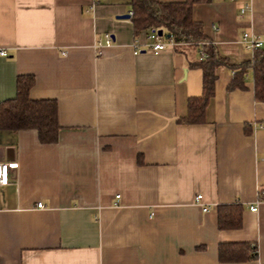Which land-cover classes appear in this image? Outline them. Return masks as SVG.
<instances>
[{
  "label": "crops",
  "instance_id": "obj_1",
  "mask_svg": "<svg viewBox=\"0 0 264 264\" xmlns=\"http://www.w3.org/2000/svg\"><path fill=\"white\" fill-rule=\"evenodd\" d=\"M131 11L130 0H0V101L32 74L30 97L56 99L61 127L45 144L32 128L0 130V160L18 163L0 186V264H264V101L251 69L244 89L228 88L232 66L254 57L243 32L264 37V0L194 3L227 63L189 123L201 45L152 52L149 29L121 16ZM105 33L113 42L98 47ZM234 203L243 225L220 229L218 206ZM223 242L258 257L221 262Z\"/></svg>",
  "mask_w": 264,
  "mask_h": 264
},
{
  "label": "trees",
  "instance_id": "obj_2",
  "mask_svg": "<svg viewBox=\"0 0 264 264\" xmlns=\"http://www.w3.org/2000/svg\"><path fill=\"white\" fill-rule=\"evenodd\" d=\"M198 1L130 0L133 11L131 20L136 34L154 25L172 35L177 46L186 43L201 45V50L206 53V57L192 63L203 70V92L200 96L189 98V112L180 119L185 123L203 119L206 106L214 96L216 69L220 64L227 63L203 32L202 23L193 19V5ZM232 68L234 76L228 88L244 89L245 75L248 69H251L255 98L257 101H264V49L258 48L252 60L233 65ZM34 80L32 74L19 75L15 97L0 101V130L32 128L37 130L41 143H57L61 129L58 121V102L51 98H31L29 90ZM217 209V223L220 229H235L243 225V208L240 204H220ZM218 252L221 262L247 261L258 257L256 246L251 247L247 242H223Z\"/></svg>",
  "mask_w": 264,
  "mask_h": 264
},
{
  "label": "built area",
  "instance_id": "obj_3",
  "mask_svg": "<svg viewBox=\"0 0 264 264\" xmlns=\"http://www.w3.org/2000/svg\"><path fill=\"white\" fill-rule=\"evenodd\" d=\"M98 1V0H96ZM251 10V6L249 3L244 4L243 8L240 10L241 16L246 14L248 11ZM133 11L130 12L132 15ZM159 27L151 26L148 30L147 37L150 39L148 43V48L155 53H158V51H163L166 49H172L177 42L172 37V35L167 36L165 31H163L162 34L158 32ZM105 40H101L98 42V47L102 46V44H111L113 42L112 35L110 33H105L104 35ZM241 43L243 47H245L248 50L255 51L258 48L264 49V37L262 35L256 34L252 31H244L241 38ZM140 49L136 47V50L134 52L139 51ZM1 55H6L7 52L5 50H0ZM206 57L205 51L201 50V58ZM200 58V59H201ZM16 162H8L5 160H0V186L6 185L11 183L10 179V170L17 167ZM259 198L264 197V188L259 190ZM203 196L201 194H197L195 197V200L198 203L202 202ZM39 207L44 206V204L40 201L37 203ZM253 211H256L258 208L256 205L250 206ZM204 211L208 210V207L205 205L203 207Z\"/></svg>",
  "mask_w": 264,
  "mask_h": 264
},
{
  "label": "water",
  "instance_id": "obj_4",
  "mask_svg": "<svg viewBox=\"0 0 264 264\" xmlns=\"http://www.w3.org/2000/svg\"><path fill=\"white\" fill-rule=\"evenodd\" d=\"M131 14H127V15H121V16H123V17H125V18H128L129 16H130ZM158 32L160 33V34H162L163 33V29L162 28H159V30H158ZM167 36H169V34H166ZM113 37V36H112Z\"/></svg>",
  "mask_w": 264,
  "mask_h": 264
}]
</instances>
